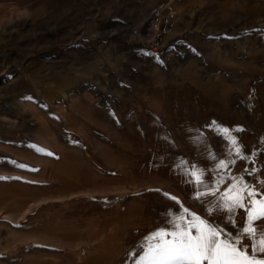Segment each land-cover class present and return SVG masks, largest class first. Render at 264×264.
Segmentation results:
<instances>
[{
	"label": "rangeland",
	"instance_id": "374dc122",
	"mask_svg": "<svg viewBox=\"0 0 264 264\" xmlns=\"http://www.w3.org/2000/svg\"><path fill=\"white\" fill-rule=\"evenodd\" d=\"M158 1L0 0V264H136L184 208L234 234L232 178L264 192V0H174L151 51Z\"/></svg>",
	"mask_w": 264,
	"mask_h": 264
},
{
	"label": "snow or ice",
	"instance_id": "6c2138e0",
	"mask_svg": "<svg viewBox=\"0 0 264 264\" xmlns=\"http://www.w3.org/2000/svg\"><path fill=\"white\" fill-rule=\"evenodd\" d=\"M222 131L227 135L226 129ZM229 142L240 160L249 159L241 151L243 146L238 145L234 138L229 137ZM235 162L220 160L216 168L227 169L229 164ZM183 171L191 178L187 182L208 187L204 179L205 170L192 165L190 170ZM256 171H249L248 174L254 175ZM232 179L224 194L206 212L213 217L226 214V222L235 229L234 234L184 208L183 212L191 219L185 221L184 215H177L170 222L174 230L155 232L152 239L156 242L149 243L147 251L139 256L136 264H264V192H258L242 177ZM223 182L224 177L221 176L217 185ZM259 183L264 188V179H259ZM218 191L219 187L208 188L205 192L197 191L195 198L215 197ZM238 215L243 216L242 223L237 219Z\"/></svg>",
	"mask_w": 264,
	"mask_h": 264
},
{
	"label": "built area",
	"instance_id": "2783aa9c",
	"mask_svg": "<svg viewBox=\"0 0 264 264\" xmlns=\"http://www.w3.org/2000/svg\"><path fill=\"white\" fill-rule=\"evenodd\" d=\"M173 1H158L149 8L147 29L140 39L144 48L151 51L160 49L164 45L166 37L173 31L176 22V12L172 6ZM134 32L136 33V31Z\"/></svg>",
	"mask_w": 264,
	"mask_h": 264
},
{
	"label": "crops",
	"instance_id": "0c3cea01",
	"mask_svg": "<svg viewBox=\"0 0 264 264\" xmlns=\"http://www.w3.org/2000/svg\"><path fill=\"white\" fill-rule=\"evenodd\" d=\"M217 1H220V2L222 1V2H223V1H225V0H217ZM227 1H231V0H227Z\"/></svg>",
	"mask_w": 264,
	"mask_h": 264
}]
</instances>
